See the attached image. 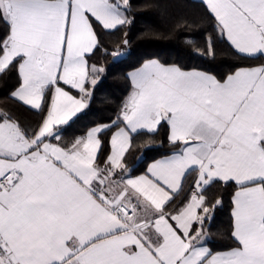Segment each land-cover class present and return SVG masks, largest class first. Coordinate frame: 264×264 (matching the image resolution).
I'll return each instance as SVG.
<instances>
[{"label":"snow or ice","instance_id":"snow-or-ice-1","mask_svg":"<svg viewBox=\"0 0 264 264\" xmlns=\"http://www.w3.org/2000/svg\"><path fill=\"white\" fill-rule=\"evenodd\" d=\"M204 2L247 66L221 79L147 60L115 120L65 142L105 71L97 30L129 24L130 0H0V80L15 72L9 98L41 116L29 131L0 108V264H264V0ZM162 127L171 154L134 175L133 136L150 149ZM221 182L232 245L215 251Z\"/></svg>","mask_w":264,"mask_h":264},{"label":"trees","instance_id":"trees-1","mask_svg":"<svg viewBox=\"0 0 264 264\" xmlns=\"http://www.w3.org/2000/svg\"><path fill=\"white\" fill-rule=\"evenodd\" d=\"M127 13L129 24L116 30L98 29L101 47L89 59V64L103 67L98 83L92 88L89 106L62 133L65 142L82 135L97 124H108L115 120L123 102L131 92L127 75L148 59L156 58L164 64L178 65L183 69H200L223 78L237 66H247L234 55L230 45L220 39L215 21L207 12L202 0H130ZM4 26L0 23V36ZM214 46V57L207 55L208 40ZM127 39L128 44L123 41ZM191 43H188V42ZM124 51L126 56L113 61L111 53ZM259 63V61L252 62ZM15 84V72L0 80V108L9 112L22 126L31 131L40 123L36 110L9 98ZM148 139L146 134L133 136V148L126 155L133 174L143 173L154 160L169 155L172 147L166 139V127L155 136L156 145L150 149L140 147ZM160 142H163L162 144ZM193 177L186 181L192 182ZM234 186L216 183L208 191L211 200L222 198L205 225L210 232V247L215 251L225 250L232 245V194Z\"/></svg>","mask_w":264,"mask_h":264},{"label":"crops","instance_id":"crops-1","mask_svg":"<svg viewBox=\"0 0 264 264\" xmlns=\"http://www.w3.org/2000/svg\"><path fill=\"white\" fill-rule=\"evenodd\" d=\"M202 1L204 2V0H202ZM151 59H156V58H151ZM151 59H148V60H151ZM156 60H158V59H156ZM146 61H147V60H146ZM159 62H161V61H159ZM143 63H144V62H143ZM143 63H142V64H143ZM161 63H162V62H161ZM142 64H141V65H142ZM163 64H164V63H163ZM141 65H140V66H141ZM166 65H173V64H166ZM140 66H139V67H140ZM139 67L130 70L129 73L132 72V71H135V70L138 69ZM184 70H197V71H204V70H200V69H184ZM204 72H207V71H204ZM208 73L213 74V73H211V72H208ZM213 75H215V74H213ZM215 76H216V75H215ZM217 78H218V77H217ZM90 90L92 91V88H90ZM53 142H54V141H53ZM170 154H171V153H170ZM170 154H169V155H170ZM166 156H167V155H166ZM163 157H164V156H163ZM161 158H162V157H161ZM158 159H160V158H158ZM156 160H157V159H156ZM152 162H153V161H152ZM152 162H151V163H152ZM151 163H150V164H151ZM140 174H142V173H140ZM140 174H137V175H140ZM225 250H226V249H225ZM219 251H221V250H219Z\"/></svg>","mask_w":264,"mask_h":264},{"label":"water","instance_id":"water-1","mask_svg":"<svg viewBox=\"0 0 264 264\" xmlns=\"http://www.w3.org/2000/svg\"><path fill=\"white\" fill-rule=\"evenodd\" d=\"M121 52L124 53V54L121 55V56L113 57V58H112L114 62H117V61L123 59V58L126 56V53H125L124 51H121Z\"/></svg>","mask_w":264,"mask_h":264}]
</instances>
